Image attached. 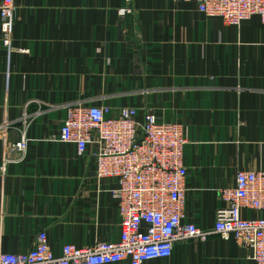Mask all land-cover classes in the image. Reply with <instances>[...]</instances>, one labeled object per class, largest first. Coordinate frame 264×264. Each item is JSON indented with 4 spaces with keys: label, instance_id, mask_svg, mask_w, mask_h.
I'll list each match as a JSON object with an SVG mask.
<instances>
[{
    "label": "crops",
    "instance_id": "obj_1",
    "mask_svg": "<svg viewBox=\"0 0 264 264\" xmlns=\"http://www.w3.org/2000/svg\"><path fill=\"white\" fill-rule=\"evenodd\" d=\"M0 41V252L92 247L120 234L114 183L59 141L70 104L135 107L188 127L185 223L212 230L239 171L264 170V24L239 27L172 0H15ZM133 9L122 17L119 10ZM21 50L28 51L22 52ZM25 140V150L15 148ZM259 214L242 210L243 218ZM118 264H129L124 261ZM144 264H256L235 239L178 241Z\"/></svg>",
    "mask_w": 264,
    "mask_h": 264
},
{
    "label": "built area",
    "instance_id": "obj_2",
    "mask_svg": "<svg viewBox=\"0 0 264 264\" xmlns=\"http://www.w3.org/2000/svg\"><path fill=\"white\" fill-rule=\"evenodd\" d=\"M172 1L195 3L207 18L234 27L254 16L264 24V0ZM15 12V0H0V41L8 49H13ZM119 13L122 17L132 15L133 9L125 7ZM66 109L59 141L75 145L80 157L91 152L97 181L114 183L109 194L119 204V238L84 248L68 244L56 253L46 232L41 231L29 252H0V264H144L170 259L178 241H206L213 234L232 236L250 253V259L264 264V170L239 171L235 189L220 191L226 206L217 211L213 229L203 230L185 223L187 126L164 121L152 111L141 122L135 107L74 103ZM7 127L6 123L0 128V137ZM15 148L25 150V140ZM243 209L259 216L243 218Z\"/></svg>",
    "mask_w": 264,
    "mask_h": 264
}]
</instances>
